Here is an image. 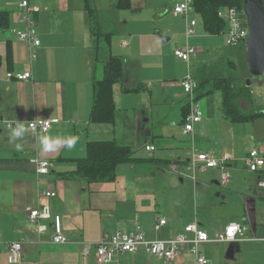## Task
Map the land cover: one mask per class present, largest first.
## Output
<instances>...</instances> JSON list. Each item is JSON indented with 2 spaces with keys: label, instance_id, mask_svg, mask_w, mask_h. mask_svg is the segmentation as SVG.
Returning a JSON list of instances; mask_svg holds the SVG:
<instances>
[{
  "label": "crops",
  "instance_id": "obj_1",
  "mask_svg": "<svg viewBox=\"0 0 264 264\" xmlns=\"http://www.w3.org/2000/svg\"><path fill=\"white\" fill-rule=\"evenodd\" d=\"M20 1L0 0V12L10 15L9 28H0V119L57 120L48 134L77 135L80 140L74 150L63 148L45 154L39 151L32 134L24 150L16 151L10 133H0V264H12L6 245L21 240L25 247L20 264H98L95 252L85 261L81 253L106 234L122 231L133 235L140 228L148 239L170 240L194 222L211 238L223 234L231 223L244 229L240 241L199 247L210 264H264V189L258 186L261 176L249 172L243 161L234 160L238 153L230 149L239 141L237 134L255 132L258 126L262 130L264 118L234 123L223 115L220 92L197 99V87L195 100L203 120L195 126L192 137L183 132L190 105L179 84L189 73L197 83L202 66L217 65L219 60L201 42L225 35L212 36L204 27L198 28L197 37L188 44L199 54L191 64L181 63L186 74L179 80L181 98L177 99L170 91L179 61L174 52L187 46V24L197 21L198 16L195 11L188 18L173 14L175 5L184 0H31L41 8L36 16L41 48L33 64L28 45L17 41L11 32L23 27L16 14ZM89 8L94 15L89 14ZM92 25L121 39L117 47L111 41L109 49L112 56L123 61L124 69L123 80L113 90L118 115L112 125L90 121L97 76ZM177 36L185 41L174 47ZM220 60L218 65H223ZM26 69L32 71L31 81L7 79L8 73ZM234 78L238 83V77ZM216 95L218 103L212 101ZM240 105L244 112L255 111L253 101L241 100ZM211 124L217 134H204ZM98 141L130 146L134 161L119 166L117 178L110 183L87 185L70 177L77 160L85 157L88 143ZM250 142L245 154L256 148L264 155V137L257 145L252 139ZM147 146L155 150L150 153ZM192 148L217 158L229 157L230 181L226 187L218 169L198 172L194 181L169 170L173 162L185 170ZM36 161L49 162V173L39 175ZM48 191L55 192V198H44ZM43 205H49L52 214L61 217L69 243L52 242L49 221L42 234L30 223L27 209ZM162 219L167 223L158 232L155 227ZM108 264H196V256L184 247L174 261H165L140 250L120 255Z\"/></svg>",
  "mask_w": 264,
  "mask_h": 264
},
{
  "label": "built area",
  "instance_id": "obj_2",
  "mask_svg": "<svg viewBox=\"0 0 264 264\" xmlns=\"http://www.w3.org/2000/svg\"><path fill=\"white\" fill-rule=\"evenodd\" d=\"M194 0H184L175 5L173 14L179 17L188 18V16L195 11L193 7ZM41 12V8L31 3V0H21L18 4L17 10V22L22 24V28L12 29V35L14 38L25 43L29 47L30 64H33L38 59V50L41 48V39L37 28L36 16ZM219 17L226 21L227 31L225 34L226 43L230 47L244 45L246 38L248 37V28L246 26V19L242 10L237 7L222 8L219 11ZM198 23L196 20L188 22L186 27L185 36L187 39V46L184 48H178L174 52L176 58L185 63H190L191 59L198 54L197 49L188 44L192 38L197 36L196 28ZM8 80H16L19 82H28L33 79L31 69H26L23 72L8 73ZM184 93L189 100L190 114L186 117L183 132L185 135H194L195 126L202 122L203 112L197 101L195 100V91L198 84L193 79L191 73H189L186 79L181 83ZM44 120V119H42ZM47 125L48 133L56 124L57 120H50ZM10 120L0 119V133L5 130L10 133L8 123ZM14 126V125H13ZM44 125L38 124L30 134L33 136L42 132ZM148 152L155 150L154 146H147ZM227 161L229 157L217 159L211 153L199 152L192 148L190 160L185 164V170L180 168L178 163H171L169 170L180 175L181 177L188 178L190 180L196 179L198 172H205L210 169H218L221 172V182L223 186H227L230 181V175L228 172ZM37 173L39 175H45L49 173L50 163L47 161H36ZM245 167L251 173H256L261 176L258 182V186L264 189V155L259 149H252L248 152V155L244 161ZM56 193L48 191L43 194L44 198H55ZM28 218L31 224L36 226L38 234H42L47 230L46 221H49L52 226L51 240L55 244H67L70 241L63 233L61 217L59 215H53L49 205H43L37 208H28ZM167 221L165 219L159 220L155 229L161 231V228L165 226ZM243 227L237 223H231L223 234L217 237L211 238L205 231L199 229L196 222L188 225L185 228L184 233L179 234L174 239L170 240H151L148 239L144 232L140 228L133 235H128L122 231H118L114 235H104L102 239L97 243H89L88 247H84L81 253L82 259H85L93 251L95 252L98 264H108L115 261L120 255L123 254H135L140 250H144L148 255L165 261H174L184 247H188L190 252L196 256V264H210V261L200 254L199 247L202 244L207 243H231L237 242L239 236L243 234ZM3 244L2 235L0 234V245ZM9 252V261L12 264H20L24 256V241L10 242L6 245Z\"/></svg>",
  "mask_w": 264,
  "mask_h": 264
},
{
  "label": "trees",
  "instance_id": "obj_3",
  "mask_svg": "<svg viewBox=\"0 0 264 264\" xmlns=\"http://www.w3.org/2000/svg\"><path fill=\"white\" fill-rule=\"evenodd\" d=\"M193 7L202 18L205 31L209 35L218 36L225 35L227 30V23L219 17V11L229 7L242 10V0H194ZM89 12L91 16L94 15L91 8ZM9 25V13L0 12V28L7 30ZM91 32L96 38L97 76L94 81L95 104L90 121L95 124L112 125L116 122L118 115L113 90L114 86L123 80V61L110 54L112 33L102 31L97 25L91 26ZM244 64L246 65V62ZM99 66H101L100 71ZM223 71V65L218 64L202 66L199 69L196 77L197 99L220 92L223 97L222 110L225 118L234 123L253 122L264 118L263 111L244 112L242 110L240 101L251 102L253 98L251 90L246 85H238L236 78L223 75ZM134 153L130 146L116 141L89 142L85 157L77 160L76 169L70 173V177L79 179L87 185L113 182L117 178L119 166L134 161Z\"/></svg>",
  "mask_w": 264,
  "mask_h": 264
},
{
  "label": "rangeland",
  "instance_id": "obj_4",
  "mask_svg": "<svg viewBox=\"0 0 264 264\" xmlns=\"http://www.w3.org/2000/svg\"><path fill=\"white\" fill-rule=\"evenodd\" d=\"M101 17H104L103 13H101ZM193 18H194V16H193ZM197 21L199 22V27L197 26V28H196V34L198 35V31H197L198 28L201 29V27H204V25H203V21H202L201 16H199V15L197 16ZM102 31H104V30H102ZM218 36H221V35H218ZM196 37L197 36H195L194 38L191 39V44L195 40ZM114 38H113L112 42H113L114 46L117 47V45L121 41V39L119 37H116L115 39ZM180 40H182L183 44H184V41H185L184 38L181 39V38H179V36L174 38V40H173L174 41V43H173L174 47L176 46V44L177 45L180 44ZM214 43H215V46L211 45ZM201 45L204 46V48L207 50H208V48H210L212 50L211 54L213 55L214 59H216V61L219 60V62H220L221 61L220 59H222L223 67H224L223 75L231 76L233 78L238 77V79H239L238 85H240V86L245 85L244 79L248 78V70L246 68V65L244 64V62H245V60H244L245 47L243 45L230 47L226 43V38H222V37H218L215 40H211V42L202 41ZM200 57H202L201 54H200ZM209 59L210 58H208L207 56L205 57V60L208 61ZM178 62H180V63H178ZM178 62H177V64H175L176 65L175 79H173L171 81L173 89L170 90L172 95L177 99L181 98V91L179 89V85L181 87V84L178 85L179 80L183 75L186 74V70L183 67V64H181L182 61L179 60ZM219 62H217V64H219ZM191 63H192V60H191ZM184 65L186 66V64H184ZM100 69H101V66H99V71H100ZM187 75H186V77H187ZM248 88H250L251 93H252V97H253L252 98V101L254 104L253 109L254 110H260V111L264 112V84H258L257 83V84H254L252 87H248ZM181 89H183V88H181ZM215 94L216 93H214L212 95H215ZM184 95H185V93H184ZM212 101L218 103L219 97H217V95H216ZM238 124L241 125L242 123H238ZM229 125H232V124L229 123ZM262 125H264V121H262ZM203 133L210 135L213 133L217 134V131H216L215 126L213 124H211L208 128L204 129ZM125 136L127 137L129 135L125 134ZM254 136H255V138H254ZM236 137L239 140L236 143V147H234V149H233V147L231 148V146H230V149H232V150H234V152L238 153L237 156L234 157L233 159L235 160V158H236V160L243 161V163H244V161L248 155V153L245 154V151L249 148V144L251 143L250 139H252L253 142L255 143V145H257L258 141H260L264 137V126H263L262 130L258 126V128L255 132L254 131L252 133L242 132L241 134H237ZM244 154H245V156H244ZM217 159H222V158H217Z\"/></svg>",
  "mask_w": 264,
  "mask_h": 264
},
{
  "label": "water",
  "instance_id": "obj_5",
  "mask_svg": "<svg viewBox=\"0 0 264 264\" xmlns=\"http://www.w3.org/2000/svg\"><path fill=\"white\" fill-rule=\"evenodd\" d=\"M242 12L246 19L248 37L245 44L247 87L264 83V0H242Z\"/></svg>",
  "mask_w": 264,
  "mask_h": 264
},
{
  "label": "clouds",
  "instance_id": "obj_6",
  "mask_svg": "<svg viewBox=\"0 0 264 264\" xmlns=\"http://www.w3.org/2000/svg\"><path fill=\"white\" fill-rule=\"evenodd\" d=\"M48 119L36 118L33 121L14 120L7 122L10 129V142L16 151H23L26 139L38 124H43L42 132L34 137L36 145L41 153L54 154L63 148L74 150L79 143L80 137L77 135H50L47 131ZM14 125V126H13Z\"/></svg>",
  "mask_w": 264,
  "mask_h": 264
}]
</instances>
